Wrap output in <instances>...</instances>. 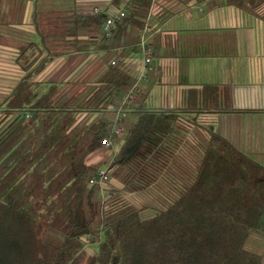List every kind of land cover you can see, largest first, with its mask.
Segmentation results:
<instances>
[{"label": "trees", "instance_id": "16d2710c", "mask_svg": "<svg viewBox=\"0 0 264 264\" xmlns=\"http://www.w3.org/2000/svg\"><path fill=\"white\" fill-rule=\"evenodd\" d=\"M152 1L160 22L189 2L130 0L108 36L107 10L51 9L36 23L46 56L32 69L35 58L24 56L25 74L0 97V264H264V167L212 129L191 145L180 111H140L124 123L120 149L89 163L106 149L111 110L132 88L123 57L139 50ZM15 3L16 16L25 0ZM92 51L103 52L100 65L68 78ZM57 56L66 62L35 89L30 79ZM80 112L91 119L69 148L75 132L63 130ZM102 167L117 182L105 195L88 185ZM141 190L161 193L152 204L126 196Z\"/></svg>", "mask_w": 264, "mask_h": 264}, {"label": "crops", "instance_id": "0c3cea01", "mask_svg": "<svg viewBox=\"0 0 264 264\" xmlns=\"http://www.w3.org/2000/svg\"><path fill=\"white\" fill-rule=\"evenodd\" d=\"M15 4V0H0V97L7 95L25 74L20 67L24 56H28L27 62L35 58L29 69L45 58L36 23L45 24L48 10L98 8L115 12L119 6L112 0H25L24 8L15 16ZM154 4L152 1L147 15L153 24L148 36L152 69L144 72L138 42L139 50L125 52L123 57L125 68L134 77L131 89L135 95L124 114L122 127L133 122L140 111H180L186 118H181L186 128L185 140L191 145L199 136L207 138L212 129L264 167V0L244 6L227 0H189L162 22L155 18ZM30 42L35 48L22 52L19 45ZM102 56L101 51L90 52L74 66L68 78L99 66ZM64 62L63 56H57L40 67L30 79L37 85L35 89L44 91L50 71ZM207 85L217 86V92L204 90ZM137 95L140 96L134 106ZM72 118L62 134L74 130L65 144L69 148L80 141L91 116L80 112ZM121 136L115 138L109 150L90 156L89 163L109 159L120 149Z\"/></svg>", "mask_w": 264, "mask_h": 264}, {"label": "built area", "instance_id": "2783aa9c", "mask_svg": "<svg viewBox=\"0 0 264 264\" xmlns=\"http://www.w3.org/2000/svg\"><path fill=\"white\" fill-rule=\"evenodd\" d=\"M119 7H117L115 12H108L105 22L103 24L102 32L104 36H108L111 33L116 25L121 21L124 16L127 5L130 4V0H120ZM94 12L99 11L98 8L93 9ZM151 16L147 17V20L144 26L141 29V35L139 37L138 45L140 47L141 59L143 60L144 72L147 73L152 69V46L148 43V36L153 31V24L151 22ZM135 90L131 89L125 96L122 98V103L117 107L113 108L111 111L113 113V120L108 125V134L101 141V144L109 150L113 145L112 142L116 137H120L123 133L122 130V119L124 117L125 112L132 105V101L134 99ZM28 117V116H27ZM110 179V175L106 168H98L96 169L94 175L88 180L89 186L98 185L99 187H103ZM107 192L103 189L102 194L105 195Z\"/></svg>", "mask_w": 264, "mask_h": 264}, {"label": "rangeland", "instance_id": "374dc122", "mask_svg": "<svg viewBox=\"0 0 264 264\" xmlns=\"http://www.w3.org/2000/svg\"><path fill=\"white\" fill-rule=\"evenodd\" d=\"M154 6L156 7V3L154 4ZM180 6L181 5H179L177 7L179 8ZM49 7H50V5H49ZM49 13H50V10H48V12H46L47 15ZM114 183H116V180L110 178V180H109L108 184H106V186H112V184H114ZM160 193L161 192H157L155 190H153V191H151V190L150 191L149 190H141L139 192H135V193H131V194H126V196L128 197V199L130 201H132L133 203H135L137 205L142 204V203H151L152 204V203H156L154 200L157 199V197L160 195ZM85 248H86V250H87L88 253H91L92 250H94V248H92V247L90 248L88 245Z\"/></svg>", "mask_w": 264, "mask_h": 264}]
</instances>
